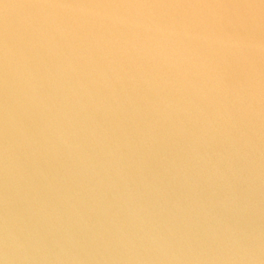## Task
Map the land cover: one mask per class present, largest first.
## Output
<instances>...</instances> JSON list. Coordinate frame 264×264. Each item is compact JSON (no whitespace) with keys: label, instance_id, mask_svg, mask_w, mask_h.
Wrapping results in <instances>:
<instances>
[{"label":"rangeland","instance_id":"374dc122","mask_svg":"<svg viewBox=\"0 0 264 264\" xmlns=\"http://www.w3.org/2000/svg\"><path fill=\"white\" fill-rule=\"evenodd\" d=\"M0 69V264H264V0H0Z\"/></svg>","mask_w":264,"mask_h":264},{"label":"bare ground","instance_id":"6f19581e","mask_svg":"<svg viewBox=\"0 0 264 264\" xmlns=\"http://www.w3.org/2000/svg\"><path fill=\"white\" fill-rule=\"evenodd\" d=\"M90 1H91V0H90ZM93 1H94V0H93ZM162 1H163V0H162ZM159 3H160V2H159ZM162 3H163V2H162ZM162 3H160V4H162ZM157 4H158V2H157ZM163 4H164V3H163ZM6 5H8V4H6ZM6 5H4V6H6ZM214 5H215V4H214ZM7 7H8V6H7ZM158 7H159V6H158ZM160 7H161V5H160ZM163 7H164V6H163ZM258 8H259V7H258ZM9 9H10V8H9ZM158 9H159V8H158ZM4 10H5V9H4ZM6 11H7V8H6ZM159 11H161V10H159ZM164 11H166V10H164ZM216 11H217V10H216ZM8 12H9V11H8ZM167 12H168V11H167ZM212 12H213V11H212ZM216 13H217V12H216ZM6 15H7V14H6ZM158 15H159V14H158ZM212 15H215V14H212ZM3 16H5V15H3ZM166 16H167V15H166ZM167 17H168V16H167ZM158 18H159V17H158ZM201 18H202V17H201ZM208 19H210V17H209ZM258 19H259V18H258ZM156 20H157V19H156ZM196 20H197V19H196ZM201 20H202V19H201ZM261 20H262V19H261ZM208 21H209V20H208ZM208 21H207V22H208ZM165 23H166V22H165ZM165 23H163V24H165ZM169 24H170V23H169ZM203 24H204V23H203ZM157 25H158V24H157ZM204 25H205V24H204ZM206 25H207V24H206ZM237 25H238V24H237ZM237 25H236V26H237ZM2 26H3V25H2ZM158 26H160V25H158ZM208 26H210V25H208ZM199 27H200V26H199ZM216 27H217V26H216ZM246 27H247V26H246ZM257 27H258V26H257ZM205 28H206V27H205ZM18 29H19V28H18ZM206 29H207V28H206ZM237 29H238V28H237ZM208 30H209V29H208ZM208 30H207V31H208ZM238 30H239V29H238ZM258 30H259V29H258ZM162 31H163V30H162ZM201 31H202V30H201ZM220 31H221V30H220ZM6 32H7V31H6ZM6 32H5V33H6ZM158 32H159V30H158ZM200 33H201V32H200ZM203 33H204V32H203ZM203 33H202V34H203ZM212 33H214V32H212ZM225 33H226V32H225ZM225 33H224V34H225ZM237 33H238V32H237ZM164 34H165V33H164ZM205 34H206V33H205ZM207 34H208V33H207ZM222 34H223V32H222ZM228 34H230V33H228ZM238 34H239V33H238ZM252 34H253V33H252ZM158 35H159V33H158ZM165 35H166V34H165ZM242 35H244V34H242ZM155 36H156V35H155ZM162 36H163V35H162ZM224 36H225V35H224ZM236 36H237V35H236ZM238 36H239V35H238ZM166 37H167V35H166ZM158 38H159V37H158ZM215 38H216V37H215ZM237 38H238V37H237ZM246 38H247V37H246ZM160 39H161V38H160ZM249 39H252V37L250 36ZM192 40H193V39H192ZM252 40H253V39H252ZM157 42H158V41H157ZM157 42H156V43H157ZM159 42H160V41H159ZM251 42H252V41H251ZM253 42H256V41H253ZM253 42H252V44H253ZM257 42H258V41H257ZM257 44H258V43H257ZM261 44H262V43H261ZM224 46H225V45H224ZM255 46H256V45H255ZM93 47H94V46H93ZM156 47H158V46H156ZM251 47H253V46H251ZM256 48H257V47H256ZM256 48H255V49H256ZM262 48H263V46H262ZM262 48H261V49H262ZM150 49H151V48H150ZM152 49H153V48H152ZM178 49H179V48H178ZM219 49H220V48H219ZM219 49H218V50H219ZM250 49H251V48H250ZM250 49H249V50H250ZM255 49H254V50H255ZM95 50H96V49H95ZM204 50H205V47H204ZM204 50H203V51H204ZM209 50H210V49H209ZM209 50H208V51H209ZM252 50H253V49H252ZM252 50H251V51H252ZM182 51H183V49H182ZM184 52H185V51H184ZM184 52H183V53H184ZM204 53H205V52H204ZM204 53H203V55H204ZM185 54H188V53H185ZM185 54H184V55H185ZM215 54H216V53H215ZM252 54H253V53H252ZM184 55H183V56H184ZM210 55H211V54H210ZM201 56H202V55H201ZM212 56H213V55H212ZM134 57H135V56H134ZM188 57H189V56H188ZM204 57H205V56H204ZM206 57H207V56H206ZM210 57H211V56H210ZM214 57H215V56H214ZM214 57H213L212 60H214ZM15 58H16L18 61L21 62V56H20V55H19V57L15 56ZM118 58H119V57H118ZM120 58H121V57H120ZM124 58H125V57H124ZM124 58H123V59H124ZM181 58H183V57H181ZM201 58L203 59V56H202ZM142 59H143V57H142ZM142 59H141V60H142ZM185 59H186V58H185ZM185 59H184V61H185ZM199 59H200V58H199ZM207 59H208V58H207ZM28 60H29L28 58H24L23 62H27ZM128 60H129V59H128ZM182 60H183V59H182ZM191 60H192V57H191ZM200 60H201V59H200ZM226 60H227V59H226ZM129 61H130V60H129ZM188 61H190V60H188ZM194 61H195V60H194ZM205 61H206V60H205ZM205 61H204V62H205ZM219 61H220V60H219ZM134 62H135V61H134ZM143 62H144V61H143ZM182 62H183V61H182ZM190 62H191V61H190ZM196 62H197V61H196ZM199 62H201V61H198V63H199ZM206 62L208 63V61H206ZM220 62H221V61H220ZM187 63H188V62H187ZM210 63H212V61H211ZM136 64H137V63H136ZM139 64H140V63H139ZM178 64H179V63H178ZM205 64H206V63H205ZM230 64H231V63H230ZM234 64H236V63L234 62ZM141 65H142V63H141ZM141 65H140V66H141ZM181 65H182V64H181ZM191 65H192V64H191ZM197 65H198V64H197ZM211 65H212V64H211ZM219 65H220V64H219ZM224 65H225V64H224ZM194 66H195V65H194ZM209 66H210V65H209ZM137 67H138V66H137ZM217 67H218V66H217ZM245 67H246V66H245ZM177 68H178V67H177ZM177 68H176V69H177ZM204 68H206L205 65H204ZM210 68H211V67H210ZM246 68H247V67H246ZM156 69H157V68H156ZM228 69H229V67H228ZM0 70H1V69H0ZM203 70H205V69H203ZM203 70H202V71H203ZM246 70H247V69H246ZM205 71H206V70H205ZM208 71H209V70H208ZM210 71H211V70H210ZM146 72H147V69H146ZM177 72H178V71H177ZM217 72H218V71H217ZM240 72H241V71H240ZM154 73H155V72H154ZM201 73H202V72H201ZM214 73H215V72H214ZM228 73H229V72H228ZM207 74H208V73H207ZM210 74H211V73H210ZM225 74H227V72H226ZM225 74H224V75H225ZM229 74H230V73H229ZM153 75H154V74H153ZM157 75L159 76V74H157ZM164 75H165V74H164ZM30 76H31V75H30ZM161 76H162V75H161ZM199 76H200V75H199ZM219 76H220V75H219ZM228 76H229V75H228ZM228 76H227V77H228ZM240 76H241V74H240ZM159 77H160V76H159ZM163 77L165 78V76H163ZM163 77H162V78H163ZM220 77H221V76H220ZM225 77H226V76H225ZM227 77H226V78H227ZM233 77H234V76H233ZM243 77H244V76H243ZM251 77H252V76H251ZM160 78H161V77H160ZM200 78H202V77H200ZM203 78H204V77H203ZM217 78H218V77H217ZM26 79H29V81H26ZM26 79H24L23 76L18 77V79H16V83H18V82L20 83V82H21L20 84L24 85V88L26 89V91H28L29 93L32 94L35 90H37V89H36V87H37V84H36V83H38V86H40V82H39L38 80H35V78L32 77V76L29 77V78L26 77ZM126 79H127V78H126ZM152 79H153V78H152ZM233 79H234V78H233ZM237 79H238V78H237ZM23 80H24V81H23ZM127 80H129V79H127ZM199 80H200V79H199ZM199 80H198V81H199ZM203 80H204V79H203ZM223 80H224V79H223ZM226 80H227V79H226ZM228 80H229V79H228ZM238 80H239V79H238ZM238 80H237V81H238ZM22 81H23V82H22ZM165 81H167V80L165 79ZM201 81H202V80H201ZM215 81H218V80H215ZM219 81H220V80H219ZM235 81H236V80H235ZM247 81H248V79H247ZM195 82H196V80H195ZM202 82H204V81H202ZM9 83H10L9 81L6 82V76H5V74L2 73V72L0 71V117H7V115H9V116L11 115V114H9V112H10V109H9L10 106L7 105V102H11V103H13V102H14V99H16L14 96L11 97V95H10V91H8V90L5 91V90H4V87H5V86H9ZM222 83H223V82H222ZM232 83H233V82H232ZM248 83H249V82H248ZM226 84H227V83H226ZM199 85H200V84H199ZM217 85L219 86L218 88H220V85H219L218 83H217ZM238 85H239V84H238ZM197 86H198V85H197ZM229 86H230V83H229ZM233 86H234V85H233ZM259 86H260V85H259ZM203 87H204V86H203ZM236 87H237V86H236ZM241 87H242V86H241ZM247 87H248V85H247ZM247 87H246V88H247ZM24 88H23V89H24ZM251 88H252V87H251ZM243 90H244V89H243ZM256 90H257V89H256ZM256 90H255V91H256ZM23 91H25V90H23ZM228 92H229V91H228ZM258 92H259V91H258ZM229 93H230V92H229ZM216 94H217V93H216ZM232 94H233V93H232ZM254 94H257V93L254 92ZM263 94H264V93H263ZM184 95H185V94H184ZM211 95H212V94H211ZM32 96H33V95H32ZM40 96H41V95H40ZM45 96H46V95H45ZM45 96L42 95V97H45ZM202 96H204V94H203ZM259 96H260V95H259ZM204 97H205V96H204ZM209 97H210V96H209ZM213 97H214V96H213ZM222 97H223V95H222ZM224 97H225V96H224ZM255 97H256V96H255ZM232 98H233V97H232ZM192 99H193V98H192ZM235 99H236V98H235ZM250 99H251V96H250ZM250 99H249V100H250ZM254 99H255V98H254ZM212 100H213V98H212ZM212 100H211V101H212ZM230 100H231V99H230ZM230 100H229V101H230ZM233 100H234V98H233ZM236 100H237V99H236ZM262 100H263V99H262ZM40 101H42V100H40ZM43 101H44V99H43ZM197 101H199V100H197ZM218 101H219V100H218ZM220 101H221V100H220ZM229 101H228V102H229ZM252 101H253V98H252ZM118 102H119V101H118ZM216 102H217V101H216ZM255 102H256V101H255ZM24 103H26V102H24ZM38 103H39V102H38ZM40 103H41V102H40ZM110 103H111V102H110ZM221 103H222V102H221ZM223 103H225V102H223ZM226 103H227V102H226ZM246 103H247V101H246ZM246 103H245V104H246ZM41 104H42V103H41ZM196 104H197V103H196ZM199 104H201V103H198L197 105H199ZM211 104H212V103H211ZM11 105H12V104H11ZM14 105H15V103H14ZM29 105H31V104H29ZM29 105H27V106H29ZM36 105H37V104H36ZM38 105H40V104H38ZM234 105H235V104H234ZM234 105H233V106H234ZM242 105H243V104H242ZM16 106H17V105H16ZM24 106H25V105H24ZM212 106H213V105H212ZM230 106H231V105H230ZM244 106H246V105H244ZM25 107H26V106H25ZM31 107H32V106H30V108H31ZM176 107H177V106H176ZM228 107H229V105H228ZM15 108H16V107H15ZM32 108H33V107H32ZM205 108H206V107H205ZM236 108H237V106H236ZM239 108H240V106H239ZM245 108H246V107H245ZM12 109H14V108L12 107ZM207 109H208V108H207ZM229 109H231V108H229ZM232 109H233V108H232ZM232 109H231V110H232ZM14 110H15V109H14ZM29 110H30V109H29ZM236 110H237V109H236ZM26 111H27V110H26ZM218 111H219V110H218ZM237 111H238V110H237ZM244 111H245V109H244ZM246 111H247V110H246ZM23 112H25V111H23ZM29 112H31V111H29ZM226 112H227V109H226ZM11 113H12V112H11ZM196 113H197V112H196ZM227 113H228V112H227ZM229 113H231V111H230ZM232 113H233V112H232ZM232 113H231V114H232ZM16 114H17V113H16ZM20 114H21V113H20ZM239 114H240V113H239ZM14 116H15V115H14ZM219 116H220V114H219ZM230 116H231V115H230ZM235 116H237V115H234V117H235ZM10 117H11V116H10ZM226 117H227V116H226ZM231 117H232V116H231ZM238 117H239V116H238ZM13 118H14V117H13ZM17 118H18V117H17ZM240 118H241V116H240ZM1 119H5V118H1ZM14 119H15V118H14ZM18 119H19V118H18ZM18 119H17V120H18ZM226 119H229V117L226 118ZM15 120H16V119H15ZM234 120H235V119H234ZM239 120H240V119H239ZM2 121H4V120H2ZM11 121H12V120H11ZM11 121H10V123H11ZM19 121H20V119H19ZM33 121H34V120H33ZM244 121H245V119H244ZM15 122H16V121H15ZM238 122H239V121H238ZM242 122H243V121H242ZM242 122H241V123H242ZM3 123H4V122H3ZM233 123H235V122H233ZM239 123H240V122H239ZM235 124H237V122H236ZM0 125H1V124H0ZM12 125L15 126L14 124H12ZM16 125H17V124H16ZM33 125H34V123H33ZM232 126H233V125H232ZM237 126H238V125H237ZM241 126H242V125H241ZM15 127H16V126H15ZM15 127H14V128H15ZM17 127H18V126H17ZM172 127H173V126H172ZM10 128H12V127H10ZM230 128H231V127H230ZM234 129H235V127H234ZM9 131H10V130H9ZM175 131L178 132L179 130H175ZM233 131H234V130H233ZM240 131H241V130H240ZM179 134H180V133H179ZM5 135H6V133H5ZM175 135H176V136H175V139H176L177 141H183V139H182L181 137H179L180 135H179V136H178V134H175ZM245 146H246V145H245ZM0 148H1V147H0ZM245 148H246V147H245ZM82 157H83V156H82ZM249 157H250V156H249ZM13 158H14V157H13ZM77 159H78V157H77ZM85 160H86V158H85ZM13 161H14V160H13ZM77 161H78V160H77ZM78 162H79V161H78ZM80 163H81V162H80ZM85 163H87V161H86ZM104 163H105V162H104ZM25 164H26V162H25ZM6 166H7V165H6ZM6 166H5V167H6ZM12 166H13V165H12ZM9 167H10V165H9ZM12 168H13V167H12ZM41 168H42V167H41ZM1 169H2V168H1ZM4 170H5V169H4ZM7 170H8V168H7ZM7 170H6V172H11V168L9 169L10 171H7ZM45 170H46V167H45ZM0 171H1V170H0ZM49 171H50V170H49ZM7 174H8V173H7ZM20 174H21V173H20ZM9 175H10V174H9ZM14 175H15V174H14ZM7 176H8V175H7ZM15 177H16V176H15ZM2 178H3V177H2ZM2 178H1V180H2ZM6 178H7V177H6ZM6 178H5V180H6ZM11 178H12V177H11ZM7 179H8V178H7ZM10 180H12V179H10ZM10 180H9V181H10ZM5 182H6V181H5ZM5 182H4V183H5ZM124 183H125V182H124ZM0 184H1V182H0ZM1 185H2V184H1ZM3 185H4V184H3ZM1 189H2V188H1ZM4 189H5V188H4ZM2 190H3V189H2ZM7 193H9V192H7ZM123 193H125V192H123ZM5 194H6V193H5ZM97 198H98V197H97ZM2 202H3V201H2ZM3 203H4V202H3ZM121 205H122V204H121ZM34 206H35V204H34ZM34 206H33V207H34ZM36 206H37V205H36ZM33 207H32V208H33ZM124 215H125V214H124ZM127 215H129V214H127ZM124 219H125V217H124ZM126 219H127V218H126ZM17 220H19V219H17ZM45 220H46V219H44V221H45ZM47 220H48V219H47ZM124 221H125V220H124ZM20 222H22V221H20ZM7 223H8V222H7ZM44 223H45V222H44ZM47 223H48V222H47ZM125 223H126V222H125ZM3 224H4V223H3ZM3 224H2V225H3ZM22 224H23V223H22ZM127 224H128V223H127ZM0 225H1V224H0ZM16 225H17V224H16ZM7 226H9V225H7ZM7 226H6V227H7ZM21 226H22V225H21ZM138 226H139V225H138ZM1 227H2V226H1ZM3 227H4V228H3ZM3 227H2V229L4 230V232H6V230H8V229H7L5 226H3ZM22 227H23V226H22ZM45 227H46V226H45ZM50 227H51V226H50ZM87 227H88V226H87ZM5 228H6V229H5ZM2 229H1V230H2ZM17 229H19L18 226H17ZM46 229H47V228H46ZM12 230H13V229H12ZM19 230H20V229H19ZM88 231H89V230H87V232H88ZM95 231H96V230H95ZM18 232H19V231H18ZM90 232H91V231H90ZM96 232H97V231H96ZM9 233H10V232H9ZM11 234H12V232H11ZM17 234H18V233H17ZM19 234H20V233H19ZM101 235H102V234H101ZM16 236H17V235H16ZM99 236H100V235H99ZM4 237H5V236H4ZM92 238H93V237H91L90 240L93 241ZM94 238H96V237H94ZM95 241H97V240H94L92 244H96ZM90 242H91V241H90ZM94 242H95V243H94ZM85 244H86V243H85ZM91 246H92V245H91ZM96 246H97V245H96ZM96 248H97V247H96ZM101 249H102V248H101ZM103 252H104V251H103ZM100 253H101V251H100ZM102 254H103V253H102ZM103 255H104V254H103ZM50 256H51V255H50ZM107 259H108V258H107ZM107 259H106V260H107ZM40 262H41V261H38L37 264H38V263H39V264H42V263H40ZM108 262H111V261H108ZM111 263H112V262H111ZM120 263H121V262H120Z\"/></svg>","mask_w":264,"mask_h":264},{"label":"water","instance_id":"95a60500","mask_svg":"<svg viewBox=\"0 0 264 264\" xmlns=\"http://www.w3.org/2000/svg\"><path fill=\"white\" fill-rule=\"evenodd\" d=\"M40 161H45L46 162L47 161V158L45 157L43 160H40Z\"/></svg>","mask_w":264,"mask_h":264},{"label":"crops","instance_id":"0c3cea01","mask_svg":"<svg viewBox=\"0 0 264 264\" xmlns=\"http://www.w3.org/2000/svg\"><path fill=\"white\" fill-rule=\"evenodd\" d=\"M7 103H9V102H7ZM13 104V103H12ZM8 105V104H7Z\"/></svg>","mask_w":264,"mask_h":264}]
</instances>
